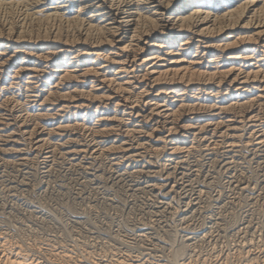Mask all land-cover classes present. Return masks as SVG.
Segmentation results:
<instances>
[{
	"label": "bare ground",
	"instance_id": "obj_1",
	"mask_svg": "<svg viewBox=\"0 0 264 264\" xmlns=\"http://www.w3.org/2000/svg\"><path fill=\"white\" fill-rule=\"evenodd\" d=\"M244 131L264 145V0H0L4 158L139 164L170 205L193 151L238 147ZM5 233L0 264H264L247 241L181 263L188 244L169 263Z\"/></svg>",
	"mask_w": 264,
	"mask_h": 264
},
{
	"label": "rangeland",
	"instance_id": "obj_2",
	"mask_svg": "<svg viewBox=\"0 0 264 264\" xmlns=\"http://www.w3.org/2000/svg\"><path fill=\"white\" fill-rule=\"evenodd\" d=\"M246 132H243V142L233 150L226 143L211 151L200 144L197 148H202H196L184 164L185 184L174 193L170 205L149 187V182L159 179L158 176L153 181L149 178V171L153 169L144 170L139 164L138 167L134 163L114 164L109 157L97 154L93 159L88 156L80 165L61 154L49 162L41 153L35 157L30 152L26 162L0 155V232L15 239L23 232L24 237H32L29 239H46L43 242L57 243V246L61 242L60 246L67 245L70 249L79 246L96 253L103 248L117 247L115 250L126 249L140 257L145 254L144 258L151 255L147 257L151 261L163 258L169 263L188 244L189 249H184L188 253L181 254L180 259L176 257L181 263L191 258L190 255L205 258L213 253L234 252L246 241L261 256L264 252V145L245 142ZM161 168L164 175L170 172L167 165ZM185 202L190 204L186 206ZM13 228L17 230L14 232Z\"/></svg>",
	"mask_w": 264,
	"mask_h": 264
}]
</instances>
